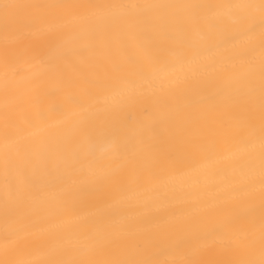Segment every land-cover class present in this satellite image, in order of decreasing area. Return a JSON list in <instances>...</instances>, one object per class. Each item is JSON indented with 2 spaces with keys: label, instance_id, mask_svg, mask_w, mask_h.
Returning a JSON list of instances; mask_svg holds the SVG:
<instances>
[{
  "label": "bare ground",
  "instance_id": "obj_1",
  "mask_svg": "<svg viewBox=\"0 0 264 264\" xmlns=\"http://www.w3.org/2000/svg\"><path fill=\"white\" fill-rule=\"evenodd\" d=\"M0 264H264V0H0Z\"/></svg>",
  "mask_w": 264,
  "mask_h": 264
}]
</instances>
